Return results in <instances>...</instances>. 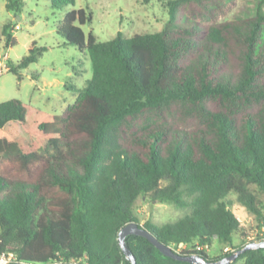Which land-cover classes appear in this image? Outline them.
I'll use <instances>...</instances> for the list:
<instances>
[{
    "label": "trees",
    "instance_id": "trees-1",
    "mask_svg": "<svg viewBox=\"0 0 264 264\" xmlns=\"http://www.w3.org/2000/svg\"><path fill=\"white\" fill-rule=\"evenodd\" d=\"M234 1L168 0L159 32L99 41L82 29L91 12L50 0L64 11L56 32L88 55L92 77L61 115L0 103V252L24 264H129L117 238L130 223L206 262L259 243L235 244L243 228L231 206L264 228V0L219 22L215 12ZM12 34L2 27L6 49ZM34 61L25 56L8 71L21 79ZM142 197L187 213L141 224ZM126 243L138 264H191L144 237ZM196 244L215 252L192 251ZM239 260L264 264V249L231 264Z\"/></svg>",
    "mask_w": 264,
    "mask_h": 264
},
{
    "label": "rangeland",
    "instance_id": "rangeland-1",
    "mask_svg": "<svg viewBox=\"0 0 264 264\" xmlns=\"http://www.w3.org/2000/svg\"><path fill=\"white\" fill-rule=\"evenodd\" d=\"M14 1L19 13L6 8L8 0H0V103L18 100L47 114H64L91 79V61L56 32L63 10L54 8L50 0ZM167 1L75 0L74 7L92 13V22L82 26L84 33L93 32L99 41H108L118 32L127 37L159 32L168 18ZM254 5L255 0H235L217 10L215 17L219 22L233 20L251 12ZM6 25L16 41L8 49L2 36V27ZM40 48L45 51L40 53ZM25 56L34 57L35 61L19 71L18 79L8 71V65H16ZM231 210L243 228V233L235 236V244L264 241V228H258L260 223L252 214L238 204L231 206ZM136 211L141 224L151 222L158 227L187 213L148 197L137 200ZM213 252L210 249L209 254ZM243 263L239 260L235 264Z\"/></svg>",
    "mask_w": 264,
    "mask_h": 264
},
{
    "label": "water",
    "instance_id": "water-1",
    "mask_svg": "<svg viewBox=\"0 0 264 264\" xmlns=\"http://www.w3.org/2000/svg\"><path fill=\"white\" fill-rule=\"evenodd\" d=\"M127 236H140L146 238L154 247H156L164 256L174 259L176 261L188 262L191 264H231L234 262L239 255L243 254L247 250L253 249H264V241L259 243H250L247 244L244 248L233 253L232 255L225 257L217 262H206L198 255L182 256L179 253L174 252L170 247L165 246L159 243L155 237H153L148 231L139 227L135 223H130L125 225L118 233V244L120 250L124 254L126 260L129 264H138L136 262L135 256L132 251L129 249L126 243ZM183 244H180L182 246ZM13 264H24V263H13Z\"/></svg>",
    "mask_w": 264,
    "mask_h": 264
},
{
    "label": "built area",
    "instance_id": "built-area-1",
    "mask_svg": "<svg viewBox=\"0 0 264 264\" xmlns=\"http://www.w3.org/2000/svg\"><path fill=\"white\" fill-rule=\"evenodd\" d=\"M181 248L183 247L180 246ZM210 246L208 244L206 245H198L196 244V246L194 248H192V251L195 252H206L209 253L210 251ZM232 252V249L230 247H225L223 249L224 253H228V252ZM13 263H17V255L15 252L13 251H2L0 252V264H13Z\"/></svg>",
    "mask_w": 264,
    "mask_h": 264
}]
</instances>
